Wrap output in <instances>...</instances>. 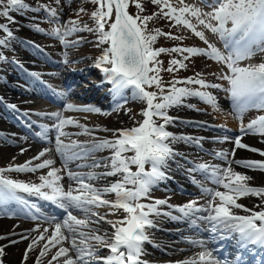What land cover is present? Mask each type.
Masks as SVG:
<instances>
[{"label": "snow or ice", "instance_id": "obj_1", "mask_svg": "<svg viewBox=\"0 0 264 264\" xmlns=\"http://www.w3.org/2000/svg\"><path fill=\"white\" fill-rule=\"evenodd\" d=\"M98 5L96 11L92 13V18L96 21L95 28L87 25L80 27L77 21H70L64 25L63 29L57 27L53 29L51 35L60 39L61 43L69 46L67 37L75 32L89 31L98 33V44H108L102 55L97 59L96 67L100 68L106 78L115 86V90L120 92L125 88H133L134 96L146 103V108L141 115L143 121L138 127L120 130L115 140H104L93 145L92 149L83 148V146L73 142L65 145L61 140L62 136L68 135L64 128L67 125H73L83 128L84 134L89 130L80 125L78 121L72 118H65L60 113H54L57 123L55 128L57 131L56 145L57 152L65 155L66 151L73 148H80L83 155H87L90 151L108 148L113 151L108 162H95L90 167L106 169L103 173L97 175L88 173L87 179H100L104 177L117 176L122 174L121 179L111 183L103 190L95 188L89 183H85L84 179L78 174L69 172V177L76 179L80 187L77 189H69L65 191L59 181L62 179L58 175L60 169L51 168L47 175L39 177L41 183L27 184L6 178L3 174L6 171L15 172H35L38 169L50 168L54 164L52 159H44L42 162L33 165V160L39 161L41 157H45L47 150L41 151L32 160L26 161L23 165L10 166L7 169H0V203L10 200H20L16 193L24 192L29 195H37L41 199L50 201L63 209L67 213V218L62 222H55L54 231L51 236H46L48 229H44L29 245L25 253L31 251L33 246L39 241L47 239V243L43 245L40 256L47 255L51 248L61 245L58 251L52 256V260L56 261L59 257H65L62 264H141L140 257L143 255V243L148 241L146 228L153 227V220L150 216L171 215L170 213H162L160 206L165 205V200H155L151 204L140 203L142 198H147L152 186L165 177V173L161 170L167 166L170 159H173L177 153L171 147V143L177 141L198 142V139L188 136H176L166 130V125L173 120L167 114V109L180 105L183 98L195 96L215 107V99L209 93L199 89H192L187 86L177 87L178 84L200 86V89L214 88L218 85L207 84L203 79L189 77L186 80H173L170 87H164L159 76L161 62L156 58L162 53H177L183 56L182 60L172 59L169 61L168 72H173L179 68H185L184 60L190 59L192 56L204 55L210 59L226 65L230 75L221 77L228 81L230 87L227 89L237 108L245 103L251 106L264 108V63L258 65H250L248 67H240L239 62L243 59L250 58L257 51L264 52V0H213L208 5L212 8L211 12L204 13L195 6L173 7L170 0H152V3L159 5L161 13L174 20L176 25H184L190 29L194 35L199 37L208 45L207 49L195 47H173L170 49L158 48L154 49L152 45L159 36H167L169 39H180L171 33H163L159 29L149 33L147 23L153 17H133L127 12L129 0H92ZM59 3V0H57ZM183 3V0H181ZM27 7L24 0H0V16L9 20L10 10L20 11ZM135 7L141 12L144 10L141 3L136 2ZM167 9V11H164ZM50 15L57 18L55 9H47ZM83 9H81V12ZM113 11L115 19L105 30L106 24L111 20ZM190 15L195 17L200 25L208 29L211 33L218 35L219 39L224 42V47L228 50L227 55L221 53L216 47L209 44L202 31H197L196 27L185 18ZM138 21H140L138 23ZM215 21V23H213ZM231 27H227L228 24ZM0 30L11 38L13 33L6 25L0 24ZM43 31V29H36ZM6 40L0 39V45H4ZM79 41L72 42V46L78 44ZM187 53V55H183ZM106 65H110L107 67ZM150 65H153L150 67ZM155 73V75H150ZM32 75H36L33 73ZM153 85L159 90L157 92L146 91L145 86ZM15 107V106H12ZM68 111L78 112H99L95 107H76L68 104ZM159 118L163 123L157 124ZM241 132H252L264 136V116H260L257 120L250 122L246 129L242 126ZM43 138V137H41ZM235 148L247 149L252 152H258V149L250 148L241 142V138H236ZM131 152L133 155L126 156L125 153ZM81 153H72L76 158H81ZM264 156V152H259ZM222 158H227L228 153H218ZM235 155V150L231 153ZM238 165L253 170L264 172V162L259 161H235ZM136 166V171L131 170V166ZM150 165V170H146L145 166ZM196 168L207 171L208 166L205 164L197 165ZM196 170V169H193ZM212 176L215 183L222 186L226 192L216 191L209 201L207 208L196 207L195 202H190L177 211L184 217H189L195 212H208L207 216L200 217L212 224V230L217 231L218 226L227 232H235L239 234L242 243L261 244L264 245V211L252 212L250 216H240L234 214L232 208H242L244 211H251L238 204V198L245 196H259L264 199V187H251L247 184L249 177L236 173L231 166L224 169H212ZM132 185L133 187H127ZM48 189V191H44ZM74 192L78 194H74ZM104 193H115L116 200L109 201L103 199ZM219 198V203H216ZM25 204L27 201H23ZM85 205H95L97 207L109 206L113 209H123L127 216L118 221H108L114 231L109 235L97 234L91 230V226L97 221L91 219H78L70 211L71 208L84 209L91 212L90 208ZM91 215L104 220L105 217L99 216L96 212ZM180 217H172L179 219ZM257 221L260 223L258 224ZM195 221H193L194 223ZM89 229V232L83 231ZM66 230V231H64ZM39 232V228L34 229ZM71 238V249L75 251V258L69 256L70 249L62 246L65 240ZM77 237L79 238L77 240ZM3 239V237H0ZM95 242L93 244L92 242ZM196 243V241H192ZM202 248L197 255L183 264H220L212 251L204 247L203 243L199 244ZM99 248H107L109 254L107 256L97 255ZM3 248H0V256L3 255ZM49 264H52L49 261Z\"/></svg>", "mask_w": 264, "mask_h": 264}, {"label": "rangeland", "instance_id": "obj_2", "mask_svg": "<svg viewBox=\"0 0 264 264\" xmlns=\"http://www.w3.org/2000/svg\"><path fill=\"white\" fill-rule=\"evenodd\" d=\"M194 1L196 0H191L197 7ZM136 2L141 3L144 9L142 12L135 7ZM24 3L27 5L25 9L20 11L10 10L9 15L12 18L11 20L0 16V24L6 25L13 33L12 37L8 38L6 33L0 30V39L6 40L4 45H0V169L23 165L26 161L32 160L33 157L37 156L39 152L47 150L45 157H41V160H33V165L42 162L44 159H52L54 164L50 166V168L38 169L35 172L6 171L3 175L14 181L27 184H39L41 183L39 179L40 176H46L51 168H56L60 169L58 175H60L62 179L59 183L65 191L73 189L71 184H73L74 179L69 177V172L82 175L85 183L91 181L96 183V181H100L99 183L91 185L97 189L103 190L111 183L120 180L122 174L93 180H88L87 174L92 172L99 175L106 171L103 167L93 168L90 166L95 162H108L113 151L108 148H103L90 151L85 156L81 153L80 148H73L66 151L65 155H61V153L56 150V128L54 131H51L53 134H49L50 136L46 137L39 132V126L42 128H45V126L54 128L57 123L53 116L54 113H60L65 118H72L78 121L80 125L86 127L89 132L84 134L83 128L67 125L64 131L68 135L62 136L61 140L65 145L76 142L83 146V148L92 149L94 144L101 141L115 140L120 130L138 127L139 123L144 119L141 113L147 105L144 101L134 96V89L131 87L117 92L115 86L106 78L105 73L95 66L97 59L102 55L104 49L109 46L108 44H98V33L94 31L75 32L66 38L69 42V46L67 47L65 44L61 43L59 38L51 35L53 29L57 27L63 29L64 25L68 24L70 21H77L80 27L87 25L94 29L96 21L92 18V13L97 10V4L93 3L92 0H59V3H57V0H24ZM159 7L161 6L153 4L152 0H129V6L127 8L128 14L133 17L137 15L140 17H153L147 23V30L149 33L159 29L163 33H171L173 36L180 38L173 40L169 39L167 36H159L152 45L154 49L161 47L166 49L173 47H201L200 49H202V47H204L199 37L194 35L189 29L187 30L184 25H176L174 20L165 17L160 12ZM47 9H55L57 11V18L54 19ZM81 9H83L82 12ZM164 11L167 10L164 9ZM114 14L115 12L113 11L111 20L106 24V31L109 30L108 25L114 21ZM186 16L189 15L186 14ZM139 22L140 21H138V23ZM37 28L43 29V31H37ZM75 41H79V43L72 46V42ZM183 55H187V53ZM259 56L264 58V52H259ZM156 59L160 62L164 60V64L159 65L162 69L159 76L160 78L163 77V80H161L166 89L170 87L171 81H183L189 77H196L197 73L200 74L199 78L203 79L207 84L218 85V87L214 88L200 89V86L196 84H178L177 87L187 86L192 89L206 91L214 97L215 107L201 100L199 97L190 96L183 98L180 105L167 109V114L173 118L172 122L166 125L167 131L173 132L176 136H180V134L185 132H190L189 137L198 139V142L193 143H200L203 140L202 138H205V135H207L202 133V130H204L206 126L201 127L197 122L192 121L191 117L193 114H196V116L201 115L209 119L208 122L210 121L211 123L208 124L213 125L215 122L219 123L220 120L218 117L213 118L214 111H211L213 109H218L223 115H220L221 119L223 117L225 119L226 115H229L231 120L237 125V131L232 135H228V137L234 140L236 138H241L242 141L246 140L243 142L245 145L259 150L258 152L251 151L256 158L254 161L264 162V156L259 154V152H264V142H260L264 136L253 134L252 132H241L242 126L246 129L250 122L257 120L260 116H264V108L251 106L249 102L243 104L241 108L238 109L230 92L227 90L229 88L227 85L228 81L224 79V82H222L217 77V71L214 73L211 72V70L214 69L212 63L215 61L213 59L204 55L192 56L190 59L183 61L186 64L185 68H179L173 72H168L166 70L170 66L169 61L172 59L182 60V55L177 53H164V55L161 54ZM262 63H264V61H262ZM106 66L110 67V65ZM226 69L227 67L220 68V72L224 76L230 75V72ZM33 73L36 75H32ZM35 79L40 81L41 86L36 84ZM38 89L44 91L46 95H37L35 91H39ZM146 91L157 92L159 94V90L155 85L149 88L146 87ZM227 98L231 100L228 101ZM192 103L199 105L197 107H202L205 110L191 106ZM68 104H72L76 107H95L100 111H68L66 110ZM207 109L210 111H207ZM10 118L15 119L14 124H11ZM236 118L239 119V121H236ZM154 119L157 120V124L163 123L159 118ZM179 119L182 121L184 120L186 123L183 124ZM35 135L40 138L44 137L41 139L50 141L45 144L39 143L32 139ZM200 136L202 137L200 138ZM181 143L183 142L177 141L171 143L172 148L182 150L180 156H184L186 153L183 152L185 151H193L194 153L195 148L193 145H190V147L188 145H186L187 147H182ZM207 144L204 145L206 146ZM224 145H226V147L223 149V152L231 149V143L226 142L222 147H224ZM243 152L249 153L250 151L247 149L244 151L243 149ZM72 153H81V158H76ZM124 155L131 156L133 153L128 152ZM188 156L189 154L185 155V157ZM198 156L202 157L207 155L201 152ZM212 156H210L211 158L209 160L195 159L193 155L191 157L197 164L208 161L215 162V166L221 164L220 160H215ZM235 156L236 152L234 156L231 155L232 158ZM178 158L180 162L182 161L188 165L182 157ZM177 165V163L175 164V162H173L167 167L170 174L176 175L172 172H175ZM237 166L242 170H253L246 169L238 164ZM145 168L146 170H150L151 166L146 165ZM131 170L136 171V166L132 165ZM253 171L258 172L260 170ZM179 178L184 180L181 174H179ZM127 187L131 188L133 186L128 185ZM184 187H187V190H189L187 191L189 192L188 194L185 191L184 195L187 194L186 196L179 195L174 191H169L171 190L170 188L154 184L149 192V196L140 200V203L151 204L155 200L169 198V201L172 202L174 209L167 206L165 212L173 213L172 217L180 218L172 219V217H168L170 222L167 223L165 221L167 224L164 220L161 221L163 223L160 222L159 224L161 229L165 224L166 227L169 228V231H174L175 222L185 221L184 218L177 213V208L190 202H195L196 207L207 208L209 201L213 197L209 196L199 201L200 196H198L194 186ZM252 187H264V179L261 182H256V185ZM44 191H48V189H44ZM216 191H220V188L216 187L215 192ZM20 194L19 191L16 193L18 197ZM33 197L38 196L34 195ZM102 198L115 201L116 195L115 193H104ZM260 199L264 204V199L261 197ZM12 201L17 205V209L23 206L18 200ZM215 202L219 203V198H216ZM85 208H90L91 212H96L99 216L105 217V219L99 220L98 217L92 216L91 212H86L84 209H79V211L73 215L78 219L87 218L97 221L91 226V230L100 235L107 232L111 234L113 232V228L108 221L115 222L127 216L123 209H113L109 206L97 207L94 205L91 207V205H85ZM181 215L183 214L181 213ZM193 215L203 217L207 216L208 212H195ZM1 219L3 226L0 230V237H3V239H0V248H3L4 251L3 255L0 256V264H49V261H51L52 264H62L65 257H59L56 261L52 260V256L58 251L61 245L51 248V251H49L47 255L43 257L40 256V252L43 245L47 243V239L39 241L38 244L33 246L32 250L27 252V259H25V253L29 245L33 243V240L40 235V233H43L44 229H48V233L45 235L51 236L56 221L44 223L42 219H37L35 222H28V220L32 219L24 218L26 222L23 221L24 223H22L20 221L21 219L15 217L8 218L0 215V221ZM16 221L20 222L18 223ZM30 223L35 224L37 227ZM24 224H27L29 227L24 226ZM37 228H39V232L34 231V229ZM83 231L89 232V229H83ZM152 233H155V231H151L148 227L146 229V234H148V236H153ZM158 233L160 235L164 234L163 231H158ZM30 234L31 236L26 238ZM68 235L70 237L69 240H65L62 246L69 248V256L75 258L76 253L71 249L72 234L69 233ZM78 239L77 237V240ZM175 242L177 243L179 241L175 240ZM92 243L95 244L94 241ZM194 250L199 251L201 248H195Z\"/></svg>", "mask_w": 264, "mask_h": 264}, {"label": "bare ground", "instance_id": "obj_3", "mask_svg": "<svg viewBox=\"0 0 264 264\" xmlns=\"http://www.w3.org/2000/svg\"><path fill=\"white\" fill-rule=\"evenodd\" d=\"M170 2L172 3V5H173V7H176V8H179V7H182V6H185V5H187V6H195L194 5V3L193 2H191V0H183V3H181V0H170ZM195 2V1H194ZM196 7V6H195ZM199 8V7H198ZM159 9H160V7H159ZM200 9L202 10V12H204V13H208V11L205 9V7H203V6H201L200 7ZM167 10V9H166ZM161 12V11H160ZM185 18L186 19H188L195 27H196V30L197 31H202L203 33H204V36H205V38L207 39V41H208V43L209 44H211V45H213L214 47H216V42L218 41H220V43L222 42V43H224L223 41H221L220 39H219V37H218V35H215V34H213V33H211L208 29H206V28H204L203 27V25H200L199 23H198V21H197V19H195L194 17H190V15L189 16H185ZM88 22V21H87ZM213 23H215V21H213ZM227 27H231V24L229 23L228 25H227ZM186 28V27H185ZM187 30H188V28H187ZM190 30V29H189ZM191 31V30H190ZM192 32V31H191ZM193 33V32H192ZM201 43H203V46L204 47H202V49H207L208 48V45L207 44H205L204 43V41L203 40H201ZM195 45V44H194ZM201 48V47H200ZM221 53H223V52H221ZM223 54H225V55H227V53H223ZM249 59H254V62L256 63H254L253 61H251V62H246V63H244V64H240L239 66L240 67H248V66H250V65H258V64H260V63H262V61H264V58L262 57V56H258V57H254V55L253 56H251ZM215 61V60H214ZM216 62V63H215ZM214 63H212V65H213V67H214V69H212L211 70V72H216V74H217V77H218V79L219 80H221L222 82H224V79H222L221 77H223L224 75H222V73L220 72V68L221 67H223V68H225L226 67V65L225 64H223V63H218L217 61H215ZM226 70H228V69H226ZM227 85L230 87V85L227 83ZM36 92V94L38 95H42V92L39 90V91H35ZM227 97V96H226ZM228 100H229V98H227ZM190 102V101H189ZM191 106H193V107H195V108H199V109H204V108H202V107H197V106H199V105H197V104H194V103H192V105ZM208 108V107H207ZM205 110V109H204ZM209 109H207V111H208ZM210 111V110H209ZM214 111V112H213ZM211 112H213L214 113V116H213V118H215V117H218L219 118V123H214L213 125H211V126H213L214 128L212 129V130H209V124L208 123H211L210 121L208 122V120L209 119H206V118H204V117H202L201 115H198V116H196V114H193V116L191 117V119H192V121H194V122H197V124L198 125H200L201 127H205L206 126V128H205V130H202V131H205L204 133H208L209 132V134L211 135V138L213 139V135H212V133H214V134H220V135H225V133H227V132H229L230 131V134L231 133H233V132H235V131H237V125H236V123L233 121V120H231V117L229 116V115H226V118L224 119V117L221 119V117H220V115L221 116H223L221 113H220V111L218 110V109H213ZM228 114V113H227ZM187 118V117H186ZM212 118V119H213ZM10 120H11V124H14L15 122H14V119L13 118H10ZM175 124V123H174ZM46 130H45V136H48L49 135V131L50 130H48L47 128H45ZM55 129V127L53 128H51V130H54ZM210 131H213V132H210ZM190 135V132L188 133V132H185V133H183V136H189ZM204 136V135H203ZM202 136H200V138H201ZM210 138V139H211ZM206 139V138H205ZM223 139H225V137H223ZM245 140V139H244ZM259 140H261V139H259ZM209 142H212L213 140H208ZM225 141L227 142V143H231V149L229 150H227L226 152H223V149L226 147V145H224V147L222 148V152L221 153H228L229 155L227 156V158L225 159V161H227L226 162V164L225 165H222L221 167H219V168H217V169H224V168H227V167H229V165L231 166V168L233 169V171H235L236 173H240V174H243V175H245V176H247V177H249L250 179L247 181V182H251V183H247L249 186H254V185H256V182H261L263 179H264V172H262V171H258V172H254L253 170H242L241 168H238V166H237V163H235V161H254L256 158H255V156L253 155V153L250 151L249 153H246V152H243V149L241 150V149H237V148H235V143H234V139H231V138H228V139H226V140H217L216 142H219V147L221 148V146L225 143ZM246 141V140H245ZM245 141H242L241 140V142L243 143V142H245ZM260 142H264V137H263V139H262V141H260ZM179 143V142H178ZM211 150H214V151H216L217 153H218V151L217 150H220L219 148H217L216 147V149H214L213 148V146L212 147H208V149L206 150L208 153L209 152H211ZM233 150H235V152H236V156L234 157V158H232L231 157V153L233 152ZM243 153H242V152ZM244 151H245V149H244ZM234 163V164H233ZM181 169H182V167H181ZM198 171H199V174H200V176L201 177H207L208 178V175H207V171H205V170H200V169H198ZM200 171L201 172H204L205 173V175H201V173H200ZM200 176H197L196 178L198 179V180H202V178L200 177ZM191 178H193V177H191ZM191 178H188V181L190 182L189 184L190 185H197L196 183H194L192 180H191ZM214 178V177H213ZM164 179V178H163ZM194 179V178H193ZM203 181V180H202ZM100 181H96V183H99ZM166 183H168V181H165V187H167V184ZM213 183L215 184L214 186H213V191H211V190H208L207 188H205V186H203V185H201L202 186V188H199V189H202V191H199V193H198V196H200V198H199V201L200 200H204V199H206L207 197H209V196H213L214 195V193H215V190H216V187H219L220 188V191L221 192H226L227 190H225L222 186H220V185H218V184H216L215 183V178L213 179ZM72 185V188L73 189H77V188H79L80 186H79V184L78 183H75V182H73V184H71ZM182 191H185V189H183L182 188ZM203 191H207V192H203ZM74 194H78V193H76V192H74ZM179 194V193H178ZM179 195H181V194H179ZM168 204L169 203H172V202H170L169 201V198L167 199L166 198V200H165ZM238 204H240V205H243L244 206V208H247V209H250L251 211H244L242 208H232V211L234 212V214H236V215H246V216H250L251 214H252V212H259V211H264V204H263V202H262V200L260 199V197L259 196H251V195H249V196H245V197H242V198H238L237 199V201H236ZM32 205V204H31ZM31 207H33V206H29V203H26V210L27 211H30V210H32L33 212H35V213H41L42 215H43V211L41 212L40 210H38V209H35V208H31ZM91 207H92V205H91ZM35 210H38V211H35ZM50 212H51V216H54V215H58L59 213L57 212V211H55L54 209H48ZM47 214V213H46ZM156 219H158L157 217H156ZM165 219V221L167 222V223H169L170 222V220L167 218H164ZM21 221V220H20ZM20 221H16V222H20ZM7 222V221H6ZM22 223H24L23 221H21ZM257 223L259 224L260 222L259 221H257ZM28 224V223H27ZM27 224H24V226H26V227H29ZM3 226V224H2V219H1V221H0V230L2 229L1 227ZM177 229L179 230V231H177L176 233L177 234H179V232H184V230H185V226H179V227H177ZM53 232V231H52ZM31 236V234L29 235V236H27L26 238H29ZM234 237H235V239L236 240H239L240 238H239V234L238 233H236L235 235H234ZM257 245H261V244H257ZM173 246H175V245H173ZM262 246V249H261V251L262 250H264V245H261ZM201 250H199V251H197V250H194L193 248H191L190 250H187V252L185 253V254H178V253H175L174 255V258H176V260L177 261H180V262H185V261H187V260H189V259H191V258H193V257H195L196 255H197V253L198 252H200ZM101 256V255H100ZM192 256V257H191ZM173 260V259H172ZM164 261H166V260H164ZM228 264H230V263H228ZM246 264H260L259 263V261H250V262H248V263H246Z\"/></svg>", "mask_w": 264, "mask_h": 264}, {"label": "trees", "instance_id": "obj_4", "mask_svg": "<svg viewBox=\"0 0 264 264\" xmlns=\"http://www.w3.org/2000/svg\"><path fill=\"white\" fill-rule=\"evenodd\" d=\"M162 55H164V54H162ZM161 64H164V60H161ZM150 75H155V73H150ZM161 77H162V75H161ZM161 79L163 80V77Z\"/></svg>", "mask_w": 264, "mask_h": 264}]
</instances>
